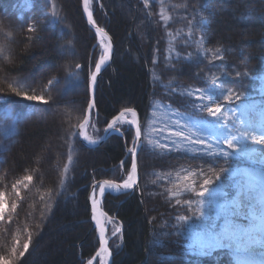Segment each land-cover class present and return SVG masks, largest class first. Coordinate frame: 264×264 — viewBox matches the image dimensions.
I'll return each mask as SVG.
<instances>
[{
	"label": "trees",
	"instance_id": "16d2710c",
	"mask_svg": "<svg viewBox=\"0 0 264 264\" xmlns=\"http://www.w3.org/2000/svg\"><path fill=\"white\" fill-rule=\"evenodd\" d=\"M54 1L57 4L55 11L51 9L54 8L51 6L53 0H42L46 11L55 12L62 21L58 17L49 26V39L43 47L48 55L44 58L40 40L33 39L35 47L28 46L29 50L25 49L28 45L27 38L34 35L26 30L27 21L32 18L29 16L34 12L36 3L41 2L0 0V45L7 47L8 56L5 59L0 55V94L7 96V102L0 103V192L6 193L9 207L12 201L18 205L15 212H9L0 221V256L8 255L13 247L17 248V252L23 251V243L28 240V233H31L28 250L23 257H17L15 264H84L89 260L98 248L96 233L89 222L87 199L90 186L103 179L121 182L130 169L129 159L119 165L125 155L124 142L120 137L112 136L100 147L90 150L80 146L76 140L75 129L83 119L89 98L88 75L96 51L93 52L91 62L89 53L95 43V36L83 20L81 0ZM204 1L207 4L202 10L192 8L195 2ZM234 1L237 0H225L223 3L221 0H93V19L97 26L108 32L114 43L112 62L102 73L95 96L98 126L103 130L108 121L126 107L137 112L143 125L146 117L144 114L152 99L188 111V97L178 91H182V86L203 87L204 76H208L204 66L206 63L195 59L180 65L178 60L172 61L170 67L177 65L183 76L175 79L164 74L163 50H160L163 45L157 42L152 33L157 32L159 38L167 30L161 21L160 12L170 13L176 7L185 8L173 13L176 17L172 27L179 31L185 30V21L177 19L182 15L203 20L206 22L203 28L205 27L204 34L207 36L213 18L212 6H231L230 3ZM247 1L252 4L250 10L253 12L246 10L245 17L253 21L254 30L248 36L253 39L244 43L252 45L253 49L250 58L246 60L238 54L236 57V53H225L224 62L229 65L226 69L233 67L240 76V82L228 77L223 83L235 93L244 92V96L258 97V80L264 71V0ZM6 2L9 9L5 8ZM238 2L240 5L246 4L245 0ZM28 3H31V8L26 10L25 5ZM143 6H146L148 13ZM23 17L24 20H21ZM240 19L237 20L241 22ZM24 21L25 27H21ZM69 30L75 31V34L71 31L73 36L79 32V37L85 38L78 58L71 53V49H74L72 46L76 43L69 39ZM135 32H139L144 38L140 40ZM65 34L66 37L58 39ZM138 41L143 43L141 48L146 58H140ZM211 44L215 50L221 48L220 45L215 47L214 40ZM231 44L228 47L232 46L233 49V42ZM183 47L177 45L174 54L184 56L183 52L188 48L185 47L181 52ZM153 50L160 53V58L153 57ZM194 61L202 69L199 72L201 75L197 77L192 73L200 68L193 65ZM76 64H80L81 69L77 70ZM147 65L148 68L149 65L152 66L153 71L159 70V77L170 81L177 91L166 96L161 90L159 93L150 79ZM69 72H79V79L70 77ZM53 77L59 82L48 85ZM16 78L26 80L30 87L25 90L29 94L43 95L49 100V104L25 101L8 93L7 84L3 81ZM180 86L182 88L179 90ZM73 106H77V111L75 107L71 109ZM49 119V124L42 125ZM124 130V140L129 148L132 132L130 129ZM70 136L73 137L70 143L73 145L71 155L74 161L68 165L65 178L64 165L68 164L69 146L64 143L66 140L69 142ZM44 146L50 147L49 154L42 151ZM17 147H20L21 153L15 157L13 151L16 149L17 154ZM91 154L98 157V162L108 164L103 166L97 165V162L92 163ZM140 155L137 161L141 197L133 192L116 197L107 195L103 200L102 209L105 214L115 217L121 225V233L109 243L111 264H181L182 249L186 244V227L176 220V216H188L189 209L182 201L189 200L192 193L173 197L169 194L168 187L173 176L182 166L192 164V159L187 160L180 155L149 153L142 165ZM85 156L88 157V162L83 165L79 162ZM25 175L33 176V180L27 188L23 185L18 187L21 197L17 198L12 186ZM62 178L65 180L63 185L60 183ZM42 196L44 199H41ZM180 198L181 204L177 205L176 199ZM48 203L52 204L51 211L47 208ZM37 224L40 225L39 228L36 227ZM190 259L191 262L187 261L189 264H233L227 251H219L210 257L196 259L197 261L193 257Z\"/></svg>",
	"mask_w": 264,
	"mask_h": 264
},
{
	"label": "snow or ice",
	"instance_id": "6c2138e0",
	"mask_svg": "<svg viewBox=\"0 0 264 264\" xmlns=\"http://www.w3.org/2000/svg\"><path fill=\"white\" fill-rule=\"evenodd\" d=\"M83 11L87 16L88 23L95 29L101 49L94 70H91L88 76V89L91 92L102 67L110 60L113 46L108 33L102 27H98L93 20L90 0H83ZM161 18L165 22L169 20V17L163 12H161ZM201 23L206 24L204 21ZM27 30L33 32L35 28L29 26ZM199 43L202 45L203 41ZM219 52L220 49L217 48L214 55ZM0 55H3L5 59L8 58L5 45H0ZM81 67L80 64L75 65L77 70ZM68 75L74 79H79V72H69ZM217 80L218 78L215 76L209 79L211 89L196 87L182 93L186 94L187 97L195 96L196 100L201 102L198 106L199 110L206 111L207 117L216 119L217 131L214 139L212 133L207 132L209 121L203 118L193 119L191 116H186L183 112L173 109H169L171 112L170 124H166L163 128L150 126L147 137H145L144 129L137 119V112L131 107L124 108L107 123L104 129L105 133L111 131L117 135H123L122 126L127 125L135 130V135L132 146L127 149L128 153L131 154L132 163L126 179L119 183L112 179H103L98 184L93 185V192L90 197L91 212L92 220L95 221L99 231L100 249L96 256L100 258V264H108L110 256L107 247L108 240L105 236V223L112 224L113 237L121 233V226L115 217L109 218L100 211L101 200L99 197H103L106 191L131 190L137 184V152L143 144L144 138L147 139V144L153 149L178 151L184 144L202 145L203 151L207 155L222 158V163H218L214 168L209 169L211 174L203 175L198 188L195 186L197 183L195 178H199L200 174L189 172L183 176L182 179L185 183L178 185V189L186 193H193L199 199L196 201L185 200L184 204L190 209L194 205L195 212L193 216L177 215L176 220L181 225H187L191 240L189 247L194 249L196 254L210 255L219 249H228L235 264H264V174H258L254 169L238 168L232 170L229 167V161L232 157L241 156L249 161L264 164V104L241 102L238 109L225 108V105L232 104L233 100L241 101V95L231 90L224 94ZM3 82L7 84L8 93L15 97L42 105L49 104V100L45 99L43 95L29 94L25 88L30 87V85H27L24 79H5ZM58 82L57 78L53 77L48 81V85ZM217 94L223 97V103H215V106L204 103V101L212 102ZM6 102L7 96L0 94V103ZM193 107L197 106L194 105ZM93 108L94 103L89 99L87 109L90 111ZM225 111L230 113L239 111L238 127L236 125L228 127L227 124L221 123L222 120L227 119V117L221 116ZM78 126L79 136L89 145H96L99 142V138H93L85 132L89 126L87 112ZM163 133L166 135H162ZM152 134H156L159 139L153 138ZM165 140L167 143L163 142ZM64 171L65 173L68 171L67 164L64 165ZM229 172L237 180L234 189L226 191L219 182L222 174ZM32 180L33 176L25 175L13 184L12 190L17 198L21 197L18 186L23 185L24 188H27ZM60 183L63 185V178ZM97 187L98 194L96 192ZM179 190L173 195L178 196ZM205 197H207V201H205ZM49 198H51L50 193ZM41 199L44 197L42 196ZM205 203H207V211H205ZM176 204L180 205L181 200L176 199ZM17 206V203L12 201L9 207L6 193L0 192V220H3L9 212H15ZM47 208L51 211L52 204L48 203ZM36 227L39 228L40 225L37 224ZM25 231L27 232V229ZM30 241L31 233L29 232L28 240L23 243V251L17 252V248L13 247L8 255L0 256V264H15L18 256L23 257L25 255ZM17 243L19 242L17 241ZM87 264H93V261L90 259Z\"/></svg>",
	"mask_w": 264,
	"mask_h": 264
},
{
	"label": "rangeland",
	"instance_id": "374dc122",
	"mask_svg": "<svg viewBox=\"0 0 264 264\" xmlns=\"http://www.w3.org/2000/svg\"><path fill=\"white\" fill-rule=\"evenodd\" d=\"M39 1L41 3H38V4L36 3L34 12H32L29 16L30 18L31 17L32 18L27 21L26 30L28 29L29 26H33L35 28V31L29 32L27 30L29 33L34 34V35L27 38L28 45L25 48L26 50H29L28 46L31 48L35 47L33 39H34V41L40 40V43L43 45V46H40V48L41 47L43 48L44 46H46L47 41L49 39L48 38L49 33L46 31L49 30V28H50L49 26H51V22L53 23V21H55L59 17L58 14L53 12V11H55V9L57 7V4L55 3L54 0H53V3L51 2V6H54V8H51L53 11H46L45 3L43 4L42 0H39ZM62 1H65V0H62ZM223 1H225V0H221L222 3H223ZM68 2H70V0H68ZM125 2H127V1H125ZM245 2H246V4L240 5L238 0H237V1L230 3L231 6L223 7L222 5H219V4L212 6L214 9L213 10V18L211 17V15L209 16L210 19L212 18V21H211V28L208 31L207 36H206V34H204V28L205 27L203 28V26H205V24L201 23V21H203V20H199V19L195 20V19H191V18H188V17H185L182 15V16L177 17V19L180 18L181 21H185V23L183 22L184 24L187 25V27H185V30L179 31L175 27H172V25L174 24V20H175L174 17H176L175 14H173V13H175L176 10L178 12L179 9H185V8L176 7V10L174 9L170 13H165V11L161 10L165 15H167L169 17V20L167 22H165L161 18V21L163 22V25L167 28V30L166 31L164 30L163 36H159V38H157V36H158V35H156L157 32H152V33H153V37L157 40V42L158 43L161 42L163 45V47H162L163 49L161 48L160 50H163V52L161 54H162V57L164 60L162 67L165 68V72H166L164 74H166L167 77L171 76V77H174L175 79H176V77L178 78L179 76H183L181 73H179L180 68L178 69L177 65L175 67L171 68L170 63L173 64L172 61L178 60V63H180V65H183L186 61L197 59L198 61L202 60L204 63H206L204 65L206 68L205 72L208 73L207 77L204 76L205 82H203V84H202L203 87H200V88L211 89L212 86L209 83V79L212 76H215L218 78L217 82L221 85V90L224 92V94H225L227 89H230V88H226V86L224 85V83H223L224 79L231 77V78H233L232 80H234V81L239 80L237 82H240V76H239V74H237L233 70V67L226 69L227 67H229V65L225 64L223 57H224L225 53H232L233 52V53H236L235 54L236 57L238 54V56H240L244 60H246V58H250L251 49H253V47H252V45L245 44V43H247V41L253 39L252 37L248 38V36H251V33L254 30V23H252L253 21H251L250 19H247V17H245L246 10H250V7L252 5L247 0H245ZM92 4H93V0H90V8H92ZM206 4L207 3L205 1L203 3L195 2V5H193L192 8H195V9L197 8V9L202 10L204 7H206ZM247 4H249V6H247ZM49 6H50V4H49ZM0 7H2V5ZM250 11H251V13L253 12V10H250ZM160 14H161V12H160ZM189 16L191 17V15H189ZM237 19L242 20L241 22L244 24H242ZM21 20H24V17ZM25 21L23 23H21V27H23L25 25ZM59 21H61L60 17H59ZM65 21H63V22H65ZM20 22H22V21H20ZM70 22H72V21H70ZM16 26H18V28H20L19 25H16ZM68 28L71 29L70 27H68ZM191 28H193L196 32L193 31ZM142 29H143V27H142ZM174 30H176V32H174ZM71 31L75 34V31L69 30L68 31L69 39H73L76 43L75 46H72V47H74V49H71V53L74 54L75 58L76 57L78 58V54L81 53V50L83 47V42H84L85 38H84V36H82L80 38L79 32L78 33L76 32V36H73V33ZM135 33H137L136 35L138 36V38L140 40L144 38V36L142 34H140L139 32H135ZM169 33H171V35H169ZM68 36H67V38H68ZM63 37H66V34L64 36L62 35L58 39L61 40ZM213 40H214L215 47L218 45L221 46V48H219L220 52L216 55H214L215 49L211 47L213 45L212 44L210 45V43ZM200 41H203L202 45L199 43ZM232 42L234 45L233 49L231 48L232 46L228 47L229 45H232L231 44ZM142 44L143 43L141 41H138V47L141 49L140 58H146L144 51L141 48ZM177 45H181V46L183 45L184 46L183 49L181 50V52L184 51L185 47L188 48V50L183 52L184 56L174 54V53H176ZM92 48H96L95 49L96 56H97L96 58L98 59L99 55L101 54V49L99 47V42L96 39H95V43H94ZM43 49L44 50H42V53H43V57L45 58V57H47L48 54H47V50L45 48H43ZM169 53H171V55ZM194 53H196V54L194 55ZM159 54L160 53L157 52V50H153L152 55L154 58H160ZM174 55H176V56H174ZM131 58L134 59L133 56H131ZM238 62H240V61H238ZM193 65H195L196 68L199 67V64L197 61H194ZM94 66H95V64L91 65L89 72L94 69ZM147 68H148V65H147ZM151 69H152V66L149 65L148 74L150 76V79H152L153 82L155 83V85L157 86V89H159V93L161 90V93L163 92L166 96L168 94L175 93V91H177L176 90L177 88L175 89L171 86L172 83L170 84L169 83L170 81H165L159 77V75L157 74V72H159V70L156 72V70L153 71V69L152 70ZM195 71L196 72H194L192 74L194 77H197L198 75H201V73H199V72L202 71V69L200 68V70H198V68H197ZM243 74L245 77V73H243ZM160 75H162V74H160ZM178 81H180V80H178ZM234 86L236 87L237 84L235 83ZM182 87H183L182 91H178V92L186 93V90L196 88V87H190V85L189 86H182ZM182 87L180 86V87H178V89L180 90ZM173 89H175V91H173ZM257 90H258V97L257 96H244V92L237 93V94L241 95V101L237 102V101L233 100V103L230 105H225V108L238 109L239 103H241V102H243V103H255L257 105L264 104V71H263L262 76L258 80ZM182 95H186V94H182ZM30 102H32V101H30ZM34 103H37V102H34ZM200 103H201L200 101L196 100L195 96L188 97V104H187L188 111H185V110H181V109L171 107L167 103H162L160 101L152 99L150 102L149 109L144 114V115H146V117H144L145 120L143 121L142 129H144L145 137H147V135H148V131H149L150 126L154 125L155 127L163 128L166 126V124H170L171 112H169V109H173L176 111L183 112L186 116H191L193 119L203 118V119H206L207 121H209L207 132L212 133L213 139H214L216 131H217L216 119L212 118V117H207L206 111H204V112L200 111L199 107H198L200 105ZM204 103H209V106H215V103H223V97L219 96V94H217L216 96H214L212 102L204 101ZM194 105L197 107L194 108L193 107ZM74 107L75 106L71 107V109H73ZM76 107H75V109H76ZM76 111H77V109H76ZM221 116L227 117V119L222 120L221 123L227 124L228 127H233V125H236L237 127L239 126V119H240L239 111H236L234 113H230L228 111H225L221 114ZM50 120L51 119L47 120L46 122H43L42 125H45L47 123L49 124ZM126 126L127 125H123L122 127L124 129H126ZM76 129H77V127H76ZM76 129H75V137H76ZM101 130H102V128L98 126V117H96V118L92 117V119L90 120L89 126L86 128V131H87L86 133L88 135L92 136L93 138H98V136L101 133ZM233 130L235 131V128H233ZM152 135H153V138L159 139V137H157L156 134H152ZM162 135H166V133H163ZM70 140H73L72 136H70L68 143H67V140L64 143L65 146H67V145L69 146V157H71V160H69V157H68V160H67L68 164L67 165H71L72 162L74 161V159H73L74 157L71 155V153L73 152V150H72L73 145L70 143ZM59 141H60V143L62 142L60 137H59ZM132 142L133 141H131V143H130V147L132 146ZM163 142L167 143L166 140ZM17 149H18V153L17 154L15 153V151H16V149H15L13 151L14 155L12 154L15 157L17 155H19V153H21L20 147H17ZM49 149H50V147H48V146L42 147V151L47 152L48 154H49ZM149 153L156 154V155H164V154L177 155V156L180 155V156L186 157L187 160L192 159V160H190V161H192V164L182 166L181 170L177 174H175V176H173V180H172V182H170L169 187H168L169 191H170L169 194L173 197H181V196H184L185 194H191V193H186L182 190H179L177 187L178 185H183V183H185L182 179L183 176L187 175L189 172H195V173L200 174L199 178H195V179H197V183L195 186L198 188L199 182H202L203 174H211L209 172V169L214 168L218 163H222V158L207 155L203 151L202 145L184 144L181 146V149L178 151L160 150V149L151 148V146H149L147 144V139L144 138L143 146L138 153V157L140 154H141L140 157L142 156V158L140 160V164L144 165L143 159L145 160L146 159L145 156L148 155ZM90 157H92L91 158L92 163L97 162V165L105 166L108 164V163L98 162V160H99L98 157L93 156L92 154L90 155ZM86 162H88V157L85 156L83 158V161L80 160L79 163L86 165ZM92 163H89V164L92 165ZM7 166L10 167L9 164ZM229 167L232 170H235L238 168H249V169H254L258 174H264V164L254 162V161H249L247 158L242 157V156L241 157H232L229 161ZM147 175L148 174H146V176ZM66 176H67V174L65 173V175H63V177L66 178ZM126 176H127V174H126ZM150 178L148 180H150ZM124 179H126L125 176H124ZM224 180H225V183H224ZM236 180H237V178L233 177L231 175V173L229 172V173L222 174V178H221V181L219 183L224 186L226 191H231L235 187ZM226 181H228V184H226ZM178 190L180 191V194L178 196H174L173 193L177 192ZM135 193H137V192H135ZM192 195H191L190 200L196 201L197 199H199L193 193H192ZM180 200L182 201V198H180ZM205 201H207V197H205ZM182 202L184 204V201H182ZM187 208L189 209L188 216H193V214L195 212L194 205L191 209L188 206H187ZM205 211H207V203H205ZM190 223H191V221H190ZM184 227H186V244H185V246H183V249H182V259H180L181 264H189L188 262H191V260H192V259H190V257H193L194 258L193 260L197 261L199 258L210 257L219 251L229 252L228 249H219L210 255H198V254H196L195 250L191 249L189 247V245L191 244V240L189 239V233H188L187 225H184ZM109 228H110L109 233L112 234V224H110V223H109ZM257 251H259V250L257 249ZM96 264H100V259L97 260ZM233 264H235L234 260H233Z\"/></svg>",
	"mask_w": 264,
	"mask_h": 264
},
{
	"label": "water",
	"instance_id": "95a60500",
	"mask_svg": "<svg viewBox=\"0 0 264 264\" xmlns=\"http://www.w3.org/2000/svg\"><path fill=\"white\" fill-rule=\"evenodd\" d=\"M81 13H82V17H83V20L85 21L86 23V26L88 27V29L94 34V36L96 37L97 41L99 42L97 36H96V33H95V29L92 28V26L88 23L87 21V16L86 14L84 13L83 11V0H81ZM107 32V31H106ZM108 33V32H107ZM109 35V34H108ZM110 37V35H109ZM110 41L112 43V46H113V41H112V38L110 37ZM113 56H114V47L112 48V54H111V57H110V60L109 62L102 67V70L101 72L98 74L97 76V80L95 82V84L93 85V88L91 90V92H89V99H91L94 103V108L92 110H88L86 108V111L85 113L87 112V114L89 115V122H90V119H91V115L93 113V111H95V95H96V89H97V84L99 82V79L102 75V73L104 72V70L111 64L112 62V59H113ZM114 118V117H113ZM112 118V119H113ZM137 119L138 121L140 122V119H139V116L137 114ZM111 121V120H110ZM109 121V122H110ZM82 122V121H81ZM141 124V123H140ZM107 126V125H106ZM106 128V127H105ZM133 131V134L135 135V130L132 129ZM85 132H86V129H85ZM113 133L110 131L109 133H105V131H103L102 135L99 137V142L96 144V145H89L86 141H84L80 136H79V126H77V129H76V138H77V141L86 149H95L99 146H101ZM142 145L139 147L138 149V152H137V156H138V153L141 149ZM126 153H128V151L126 150ZM131 163H132V157H131ZM139 180H140V176H139V169H138V163H137V184L133 187V189L131 190H122L120 191L119 193H130V192H133V191H136L138 196L140 197V191H139ZM95 184H98V183H95ZM94 185V184H93ZM93 185L91 186L90 188V192H89V197H88V206H89V209H90V218H89V221L91 223V229L94 230L96 233H97V237H98V241H99V246H98V249L97 251L95 252V254L92 256L91 260L93 261V264H95L96 262V259L98 258L96 256V253L99 251L100 249V238H99V231L96 227V224H95V221L92 220V212H91V200H90V197L92 195V192H93ZM96 192L98 194V187L96 188ZM118 192H112V191H106L105 195L106 194H119ZM105 195L103 197H99V199L101 200V204H100V211H101V205H102V200L103 198L105 197ZM105 236H106V227H105ZM107 238V236H106ZM107 240L109 241V239L107 238ZM107 247H108V244H107ZM110 252V250H109ZM112 263V256H111V252H110V256L108 258V264H111Z\"/></svg>",
	"mask_w": 264,
	"mask_h": 264
},
{
	"label": "bare ground",
	"instance_id": "6f19581e",
	"mask_svg": "<svg viewBox=\"0 0 264 264\" xmlns=\"http://www.w3.org/2000/svg\"><path fill=\"white\" fill-rule=\"evenodd\" d=\"M5 8L6 9H9V4L6 2L5 3ZM31 8V3H28V4H26L25 5V9L26 10H28V9H30ZM143 8L146 10V12H147V9H146V6H143ZM148 13V12H147ZM148 17H149V19H150V15L148 14ZM88 28V27H87ZM47 32V31H46ZM94 35V34H93ZM49 36V35H48ZM113 41V40H112ZM113 47H114V43H113ZM95 49L96 48H92L91 47V50H90V53H89V62H91V60H92V57H93V52L95 51ZM95 56V55H94ZM97 56H95V59H94V61H93V64H95V62H96V60H97V58H96ZM109 67V66H108ZM107 67V68H108ZM94 70V69H93ZM89 76V75H88ZM102 76V75H101ZM101 78V77H100ZM99 81H100V79H99ZM88 83H89V81H88ZM99 83V82H98ZM97 87H98V84H97ZM96 92H97V89H96ZM88 96H89V89H88ZM96 96V95H95ZM88 101H89V98H88ZM88 104V103H87ZM86 108H87V106H86ZM123 110V109H122ZM86 111V110H85ZM121 111V110H120ZM119 111V112H120ZM119 112L116 114V115H118L119 114ZM85 114V113H84ZM115 115V116H116ZM114 116V117H115ZM92 117L94 118H96L97 117V110H96V106H95V111H93V113H92V115H91V119H92ZM113 118V117H112ZM111 118V119H112ZM110 119V120H111ZM140 119V118H139ZM109 120V121H110ZM108 121V122H109ZM140 123H141V127H142V122L140 121ZM130 128H128V127H126V129L124 130V131H127V130H129ZM130 131L132 132V130L130 129ZM112 136H116L115 135V133H113L112 135H111V137ZM117 137H120L122 140H123V142H124V153H125V155H124V157H123V159H122V161H121V164L123 163V162H125V161H127L128 159H129V161H130V165H131V154L130 153H126V150L128 149V147H127V144H126V141L124 140V135H121V136H117ZM133 138H134V134H133V132H132V141H133ZM78 142V141H77ZM79 143V142H78ZM104 144V143H103ZM79 145L80 146H82L80 143H79ZM142 146H143V144H142ZM83 147V146H82ZM84 148V147H83ZM142 148V147H141ZM86 149V148H85ZM88 150H90V149H88ZM141 150V149H140ZM137 159H138V156H137ZM137 163H138V161H137Z\"/></svg>",
	"mask_w": 264,
	"mask_h": 264
},
{
	"label": "flooded vegetation",
	"instance_id": "af4514ba",
	"mask_svg": "<svg viewBox=\"0 0 264 264\" xmlns=\"http://www.w3.org/2000/svg\"><path fill=\"white\" fill-rule=\"evenodd\" d=\"M119 165H121V162L119 163Z\"/></svg>",
	"mask_w": 264,
	"mask_h": 264
}]
</instances>
